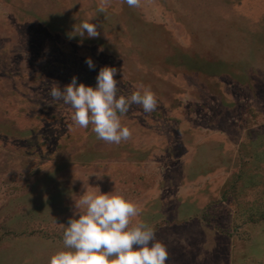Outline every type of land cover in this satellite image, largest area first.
Here are the masks:
<instances>
[{
	"label": "rangeland",
	"instance_id": "374dc122",
	"mask_svg": "<svg viewBox=\"0 0 264 264\" xmlns=\"http://www.w3.org/2000/svg\"><path fill=\"white\" fill-rule=\"evenodd\" d=\"M199 1L141 0L132 9V19L170 33L169 45L151 43L148 52L165 57L173 44L197 55L166 71L138 65L125 37L111 45L109 30L118 26L101 25L97 38L85 32V41L73 33L84 21L99 24L100 0H0V264H49L64 250L63 225L84 211L75 209L84 185L137 204L132 223L154 227L167 264H264V163L254 155L264 147L247 139L264 125V101L252 103L241 70H201L208 59L237 56L244 73L259 66L247 51L233 52L226 31L248 20L263 29L264 0ZM110 5L117 21L128 20L117 0ZM196 13L207 21L187 25L200 30L195 42L180 22ZM49 21L55 26L47 29ZM104 66L118 69L119 94L143 84L158 99L151 114L130 106L121 123L132 137L118 145L98 139L91 125L74 126L71 107L48 94L53 81L63 88L73 76L95 88Z\"/></svg>",
	"mask_w": 264,
	"mask_h": 264
},
{
	"label": "clouds",
	"instance_id": "9594fccd",
	"mask_svg": "<svg viewBox=\"0 0 264 264\" xmlns=\"http://www.w3.org/2000/svg\"><path fill=\"white\" fill-rule=\"evenodd\" d=\"M111 0H100L98 12L106 13ZM129 7L140 8L141 0H123ZM100 24L84 21L74 26L73 33L88 38L100 35ZM74 35V36H76ZM85 63L95 69L91 58ZM118 69L101 67L96 77V86L71 82L60 87L53 81L49 89L52 102H63L73 110V125L79 128L92 126L97 138L110 144H120L132 137V130L121 123L133 104L151 114L158 107L156 94L150 87L138 85L139 90L130 95H121L119 81L114 77ZM86 191L75 202V212L63 230L64 250L57 251L49 264H167V246L156 238L154 227L148 223L133 224L132 220L141 214L140 207L115 191L102 194ZM78 216V218H76Z\"/></svg>",
	"mask_w": 264,
	"mask_h": 264
},
{
	"label": "trees",
	"instance_id": "16d2710c",
	"mask_svg": "<svg viewBox=\"0 0 264 264\" xmlns=\"http://www.w3.org/2000/svg\"><path fill=\"white\" fill-rule=\"evenodd\" d=\"M119 3V9L118 12L120 11H124L125 17L128 20H125V22L121 23L119 21H117V15L115 14L116 10L115 8H113L111 5L108 6L107 12L106 13H101L99 14L98 17V22L100 25H103V27H109L111 29L116 28V26H118L117 31L118 33H113L111 30H109V32H111V34L113 35L112 40H111V45H116L117 43V37L122 36L125 37V39H127L129 41V47H128V51L130 53H133L136 55L138 61L137 64L138 65H148L149 63H154L159 67H163L166 69V71L168 70V66H175L176 64L179 63H184L186 64L187 62H189V60H193L196 58L197 55L194 54V52L192 53H186V54H182V49H175L171 44L170 48H169V54L166 55L165 57H158L157 54L155 53H150L148 51H150V44L152 43L153 45L158 43H163L166 44L168 42L171 43L170 40V33L167 29H165V27L163 26V24H157V23H153V22H149V21H142L139 18H135L132 19L130 16L133 7H129L126 3L123 2V0H117ZM205 1V0H204ZM158 2H161V0H158ZM199 2H203V1H199ZM207 3V1H205ZM53 7V6H51ZM54 8V7H53ZM59 10V8L55 7L54 10ZM48 11H46L47 13ZM197 14V13H196ZM186 15V14H185ZM198 15V14H197ZM55 17H60L63 18V16L61 15H55L53 16ZM68 17V16H67ZM130 17V19H129ZM66 18V17H64ZM69 18V17H68ZM179 15H176L175 19L177 21H179L180 19ZM186 18V22H180L181 24H185L183 25V30L187 33H189V37L192 41L196 42L197 39V35L199 34V29L197 28L196 30L192 29L191 27L187 26V25H193V24H197L201 23L200 25L204 24V22L207 21L206 17L204 14L202 15H198L195 16V14H188ZM174 19V21H176ZM248 19V17H247ZM250 21V20H248ZM244 22L242 24V26H237V24L234 26L233 29H229L228 31H226V35L228 37V44L231 47L232 46V50L235 53L236 51L239 52V50L245 52L247 51L248 54H250V56L254 59H257L259 62V66L257 64L258 67L251 69V71L244 73L243 71L245 70V67H243V65L241 64V66H239V64L241 63L239 61V58L237 56V58L233 59L232 57L229 58L230 61L226 62L223 60H218V61H212L209 60L205 61L204 64L202 66L203 69L201 70H212L214 73L218 71V69L223 70L227 67H229L230 70V74L232 76L233 70L235 71H239L241 70V73L244 74L247 77V81L246 84H242V86H245L244 88H247L249 96L252 98V103L257 102L258 100H263L264 101V27L263 29L260 28L259 25L256 24H252V22ZM61 22V21H60ZM242 22V21H241ZM51 23V21L47 22V24L45 25V27L47 29L50 28V26H55V24H49ZM63 23V22H62ZM241 25V24H238ZM245 26V27H243ZM262 31V32H261ZM186 34V33H185ZM245 37H248L246 39H244ZM72 38V37H70ZM84 41L85 39H87L85 36L83 37ZM82 40V39H81ZM76 41V40H74ZM151 44V45H152ZM193 45L195 46L196 43H193ZM199 45V44H198ZM198 45H196V48L199 47ZM195 48V47H193ZM246 53V52H245ZM235 55V54H234ZM158 57V58H156ZM230 62V63H229ZM229 63V65H228ZM254 69V70H253ZM217 70V71H216ZM232 70V71H231ZM259 70V72H258ZM171 71V70H168ZM258 72V73H256ZM253 73V74H252ZM255 73V74H254ZM234 74V73H233ZM254 75V76H251ZM223 76H227L229 77L228 74L223 75ZM249 109L250 110H256L254 107H252L249 105ZM255 134V137H253V135ZM250 141L256 142L261 140V142H259L258 144H254L255 146H261L264 147V125L259 126L258 129H253V130H249L248 132V138ZM248 140L246 141L247 144H249ZM263 142V143H262ZM246 144V145H247ZM254 155H257V161H261L264 163V149L262 151H256V153H254ZM260 158V159H259ZM242 177V176H239ZM253 207L252 206H247L245 208V212H246V216L248 219L251 218L252 215V211ZM244 211V210H243ZM255 213V212H254ZM257 215V214H256ZM259 216H261L262 214H258ZM237 215H235V218H238ZM244 220V219H242ZM262 221V220H261ZM247 227V226H246Z\"/></svg>",
	"mask_w": 264,
	"mask_h": 264
}]
</instances>
